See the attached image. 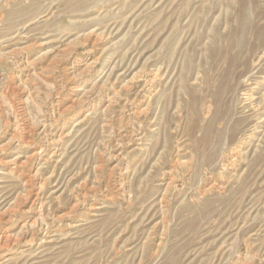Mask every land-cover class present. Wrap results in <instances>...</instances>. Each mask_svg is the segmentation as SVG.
<instances>
[{
	"label": "rangeland",
	"instance_id": "1",
	"mask_svg": "<svg viewBox=\"0 0 264 264\" xmlns=\"http://www.w3.org/2000/svg\"><path fill=\"white\" fill-rule=\"evenodd\" d=\"M262 31L264 0H0V264H264Z\"/></svg>",
	"mask_w": 264,
	"mask_h": 264
},
{
	"label": "bare ground",
	"instance_id": "2",
	"mask_svg": "<svg viewBox=\"0 0 264 264\" xmlns=\"http://www.w3.org/2000/svg\"><path fill=\"white\" fill-rule=\"evenodd\" d=\"M245 8V7H244ZM242 13V12H241ZM246 13V12H245ZM241 16H242V14H240ZM243 16H244V13H243ZM244 18V17H243ZM241 19H242V17H241ZM240 22H242V24H240V26H241V28L242 29H244V21L242 20H240ZM241 30V29H240ZM241 36V35H240ZM258 37L260 38V39H263L264 38V31H262V32H260V33H258ZM238 40H241L240 38L238 39ZM230 42V41H229ZM219 43V42H218ZM218 46H219V44H217L215 47L216 48H218ZM219 49V48H218ZM219 50H221V48L219 49ZM218 50V51H219ZM223 52V51H222ZM218 54V53H217ZM261 54H263V53H261ZM8 56V55H7ZM262 56V55H261ZM218 58V57H217ZM259 59H260V57L258 58V60L256 61L255 60V62H253L254 63V65L256 66V65H258L257 63H258V61H259ZM257 62V63H256ZM231 65L229 66V69H231ZM229 69L227 70V71H229ZM227 73V72H226ZM255 73H258V72H255ZM240 74V73H239ZM246 74V73H245ZM239 76V75H238ZM252 77V76H251ZM246 82H247V86H249V87H246V89H244L245 91L241 94V98H240V102H242L243 104L242 105H246L247 103V105H246V107L245 108H249L248 106H250V107H252V109L255 107L254 105H253V101H252V95L250 94V92L251 91H253L252 89H254L253 87H250V86H253V85H255L256 87L257 86H259V84L260 83H262V81L260 82V81H255L253 78L251 79H247L246 80ZM264 82V81H263ZM261 86V85H260ZM254 92V91H253ZM252 93V92H251ZM239 102V101H238ZM241 105V106H242ZM244 108V107H243ZM244 108V109H245ZM195 109V108H194ZM254 110V109H253ZM199 116V115H198ZM206 133V132H205ZM26 141V140H25ZM27 142H29L28 140H27ZM24 143V142H23ZM26 143V142H25ZM27 144V143H26ZM42 149V148H41ZM39 151H41L40 149H39ZM40 154V153H39ZM33 155H34V152H33ZM33 155H31V156H33ZM35 155H36V153H35ZM42 155V154H41ZM30 156V155H29ZM33 157H35V156H33ZM27 158V157H26ZM39 158V157H38ZM29 159H30V157H29ZM34 159V158H33ZM28 162V161H27ZM31 191V190H30ZM32 194V193H31ZM36 196V195H35ZM30 197V196H29ZM33 197V196H32ZM27 198V197H26ZM28 199V198H27ZM34 200V199H33ZM24 225V224H23ZM2 235H0V247H5V246H7L8 244H9V242L11 241L10 240V237L8 236V233L5 235V234H3V232L1 233ZM13 239H14V237H13ZM15 240V239H14ZM14 240H12L11 242H14ZM10 242V243H11ZM12 244V243H11ZM1 249H4V248H1ZM0 249V250H1Z\"/></svg>",
	"mask_w": 264,
	"mask_h": 264
}]
</instances>
